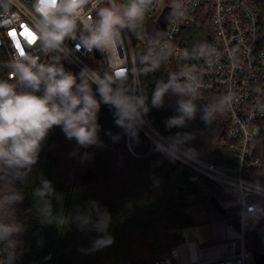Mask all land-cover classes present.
Returning <instances> with one entry per match:
<instances>
[{
  "label": "trees",
  "instance_id": "1",
  "mask_svg": "<svg viewBox=\"0 0 264 264\" xmlns=\"http://www.w3.org/2000/svg\"><path fill=\"white\" fill-rule=\"evenodd\" d=\"M193 33L198 41L201 32ZM184 48L203 49L194 44ZM10 69L0 47V82H8ZM174 72L172 57L163 54L159 73L141 78L149 122L187 154L217 165H235L233 141L227 136L229 116L220 94L169 87L161 102L153 103L157 88L169 84ZM81 73L74 75L76 86L87 80L99 104L94 142L81 145L54 125L40 142L34 163L10 166L0 160V213L20 251L21 264H154L182 242L180 229L211 217L238 223L240 204L233 195L153 143L138 124L105 103L96 83ZM44 91L43 83L38 91L27 85L15 89L17 94L41 97ZM181 101L193 104L192 116L180 110ZM181 117L182 123H171ZM257 123L255 154L262 164L251 179L264 186V117ZM212 196L221 201L225 214L216 209ZM261 228L264 234V221ZM109 239L111 243H100ZM252 242L254 254L262 253L257 235L247 233L246 245L251 247Z\"/></svg>",
  "mask_w": 264,
  "mask_h": 264
},
{
  "label": "built area",
  "instance_id": "2",
  "mask_svg": "<svg viewBox=\"0 0 264 264\" xmlns=\"http://www.w3.org/2000/svg\"><path fill=\"white\" fill-rule=\"evenodd\" d=\"M133 2L90 0L75 18L73 32L58 48L51 49L45 48L42 39L34 44L28 41V35L39 36L44 26L37 11L38 0H0V47L11 68L7 83L14 90L26 85L19 73L11 78L10 74L16 72V63L27 65L25 57H31L36 59L33 71L40 65L56 66L73 76L79 71L90 79L93 74L110 78L114 93L130 91L136 109L137 97L142 99L141 78L156 76L160 57L170 55L176 83L220 94L224 100L229 116L227 136L233 141L230 150L236 164L217 165L196 159L191 165L236 197L240 212L238 223L209 222L206 238L200 235V225L180 229L182 242L154 264H256L253 249L246 245V234H256L264 252V186L251 179V173L262 164L255 154L254 140L260 131L257 121L264 117V0H145L142 14L129 20L125 13ZM105 5L123 18L124 26H116L113 45L99 48L97 56L96 47L89 50L85 41L98 27ZM166 7H171L172 13L155 44V28ZM193 30L201 32L198 41ZM17 43L25 57L19 54ZM189 44L203 49L191 52L184 48ZM101 64L102 72L95 67ZM129 118L141 128L148 122L145 108L143 115L136 110ZM190 228L199 234L191 236ZM5 230L0 213V264H21L20 251Z\"/></svg>",
  "mask_w": 264,
  "mask_h": 264
},
{
  "label": "clouds",
  "instance_id": "3",
  "mask_svg": "<svg viewBox=\"0 0 264 264\" xmlns=\"http://www.w3.org/2000/svg\"><path fill=\"white\" fill-rule=\"evenodd\" d=\"M88 0H38L37 11L43 17L44 26L41 34L28 35L30 44L42 39L45 48H58L64 38L73 32L75 18L79 16L83 5ZM145 0H135L128 7L125 16L132 20L142 14L141 5ZM98 27L85 41L89 50L92 47L107 48L114 43L116 26H124V20L112 9H101ZM19 54L25 57L19 43L16 44ZM29 63H16V72L22 82L35 91L45 85L44 95L32 93L17 94L12 85L0 82V160L8 165L24 166L34 163L40 142L54 125L62 126L69 138L75 137L81 145L95 140V119L99 109L87 80L76 86V79L65 73L62 67L40 65L36 71V59L25 57ZM84 72L81 73L83 77ZM91 80L99 85V92L105 103L115 106L122 117H131L136 111L130 99L120 92H113L110 78L101 79L93 74ZM76 86V91H73ZM172 87L177 92H184V87L175 82V78L159 86L154 94L153 103L159 104L164 92ZM142 103V101H141ZM180 110L192 116L194 106L181 101ZM183 117L173 119L171 123H182ZM122 121H118L121 123ZM7 231V229L5 230ZM100 243H111V240Z\"/></svg>",
  "mask_w": 264,
  "mask_h": 264
},
{
  "label": "rangeland",
  "instance_id": "4",
  "mask_svg": "<svg viewBox=\"0 0 264 264\" xmlns=\"http://www.w3.org/2000/svg\"><path fill=\"white\" fill-rule=\"evenodd\" d=\"M89 2H90V0H88V2L86 3L87 5H89ZM106 4V3H105ZM105 8L107 7V5H105L104 6ZM101 62V61H100ZM102 66H103V64H101V65H98V66H95L96 67V69L98 70V71H100V72H102V70H101V68H102ZM124 96H126V97H128L129 99H130V91L129 90H126V91H124V92H121ZM141 101H142V99H141V97L140 96H138L137 97V101H136V110L140 113V114H144V107H143V102L141 103ZM148 121V123H150L149 122V120H147ZM151 124V123H150ZM152 125V124H151ZM153 127V126H152ZM154 128V127H153ZM143 129H145V133L148 135V137L150 138V140L153 142V143H156L158 146H160L162 149H164V150H173V151H176L184 160H186V161H188L189 163H191V164H195V160L196 159H199V160H202V161H204L203 159H200V158H198V157H196V156H193V158H191V157H189L188 155H186V154H184L183 152V150H181L180 148V150L181 151H183V152H180V151H178L177 149H175V148H173V146L172 145H170L169 143H167V141H165L164 139H162L159 135H151L149 132L150 131H148V129H147V127L145 126V125H143ZM186 153V152H185ZM192 156V155H191ZM236 198V197H235ZM237 199V198H236ZM238 201V200H237ZM192 212H193V214L197 217V219L199 220V222L200 221H202L201 219H202V217L199 215V213L198 212H196V210L195 209H193L192 208ZM198 215L200 216V218L198 217ZM239 218V217H238ZM205 220V219H204ZM215 220H219V219H217V218H215V217H211L208 221H206V222H204V223H202V224H197V225H200L201 226V230H202V232L204 233V234H206L208 231H209V228H208V223L209 222H213V221H215ZM252 244V246L251 247H249V248H252L255 244H254V242H252L251 243ZM253 249V248H252Z\"/></svg>",
  "mask_w": 264,
  "mask_h": 264
},
{
  "label": "water",
  "instance_id": "5",
  "mask_svg": "<svg viewBox=\"0 0 264 264\" xmlns=\"http://www.w3.org/2000/svg\"><path fill=\"white\" fill-rule=\"evenodd\" d=\"M172 13V8L171 7H166L162 14L159 17L157 26L155 28V32H154V43L156 44L159 36L161 35L163 29L165 28L168 18L170 16V14ZM96 55L100 56V50L99 48L96 47ZM143 129V128H142ZM155 129V128H154ZM145 131V129H143ZM156 130V129H155ZM146 132V131H145ZM156 132L160 135V137H162L163 139L169 141L168 139H166L159 131L156 130ZM170 142V141H169ZM171 143V142H170ZM172 144V143H171ZM178 151H181L177 146H175L174 144H172ZM168 151V150H167ZM169 153L173 154L174 156L180 158L181 160H183L185 163H188L189 165H191V163H189L188 161L184 160L176 151L173 150H169ZM184 154L188 155L189 157L193 158V156L183 152ZM212 203L214 204V206L216 207V209L221 213V214H225L226 210L225 207L223 206V204L221 203V201L216 197V196H212L211 197ZM255 263L256 264H264V252L262 253H257L255 254Z\"/></svg>",
  "mask_w": 264,
  "mask_h": 264
},
{
  "label": "bare ground",
  "instance_id": "6",
  "mask_svg": "<svg viewBox=\"0 0 264 264\" xmlns=\"http://www.w3.org/2000/svg\"><path fill=\"white\" fill-rule=\"evenodd\" d=\"M145 126L147 127V129H148V131H150L149 133L151 134V135H159L157 132H156V130L152 127V125L150 124V123H148V122H146L145 123ZM160 136V135H159ZM162 138V137H161ZM163 139V138H162ZM165 140V139H164ZM165 141H167V140H165ZM167 143H169L170 145H172L169 141H167ZM173 146V145H172ZM173 148H175L174 146H173ZM176 149V148H175Z\"/></svg>",
  "mask_w": 264,
  "mask_h": 264
},
{
  "label": "crops",
  "instance_id": "7",
  "mask_svg": "<svg viewBox=\"0 0 264 264\" xmlns=\"http://www.w3.org/2000/svg\"><path fill=\"white\" fill-rule=\"evenodd\" d=\"M189 234L194 237V236H197L199 233H197V231H195L194 228H190L189 229ZM200 235L202 236V238H206L204 233H202V234L200 233Z\"/></svg>",
  "mask_w": 264,
  "mask_h": 264
}]
</instances>
